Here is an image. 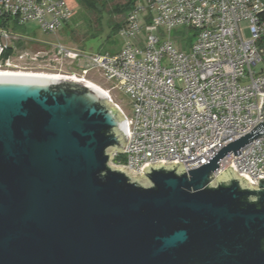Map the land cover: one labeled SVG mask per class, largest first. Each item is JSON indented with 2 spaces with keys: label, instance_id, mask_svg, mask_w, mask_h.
I'll return each mask as SVG.
<instances>
[{
  "label": "water",
  "instance_id": "water-1",
  "mask_svg": "<svg viewBox=\"0 0 264 264\" xmlns=\"http://www.w3.org/2000/svg\"><path fill=\"white\" fill-rule=\"evenodd\" d=\"M108 101L77 80L0 74V264H264V179L213 177L264 121L198 168L132 174L111 164L127 123Z\"/></svg>",
  "mask_w": 264,
  "mask_h": 264
},
{
  "label": "built area",
  "instance_id": "built-area-1",
  "mask_svg": "<svg viewBox=\"0 0 264 264\" xmlns=\"http://www.w3.org/2000/svg\"><path fill=\"white\" fill-rule=\"evenodd\" d=\"M72 17L70 0H0V71L34 72L38 66L81 79L100 71L115 83L105 89L110 101L111 92H123L132 108L128 116L114 103L127 123L124 149L113 153L125 163L116 166L143 174L149 165L181 162L189 171L264 121V0L139 1L114 53L60 41L33 51L27 42L35 39L12 29L14 23L35 22L51 34ZM240 152L224 156L213 177L233 166L258 186L264 179V136Z\"/></svg>",
  "mask_w": 264,
  "mask_h": 264
},
{
  "label": "rangeland",
  "instance_id": "rangeland-1",
  "mask_svg": "<svg viewBox=\"0 0 264 264\" xmlns=\"http://www.w3.org/2000/svg\"><path fill=\"white\" fill-rule=\"evenodd\" d=\"M141 2H146L147 0H140ZM70 5L73 9V17L72 19L62 28H60L56 33L51 34H45L43 33L39 28L38 24L35 22H29L25 26V33L29 34L32 38L35 40L32 42H27V46L35 51V50H41L46 47L45 43L54 44L57 41H60L64 44H66L69 47H81L83 49H86L91 52H99V48L102 47L104 44H107V36H108V28L106 26V23H103V30L102 33L97 36H92V33H96L99 30L96 29V26L93 24H90L87 22L85 26L80 27H74L73 21L79 16L80 8L79 3L77 0H70ZM147 11H144L142 13H139V16L141 19L145 16ZM79 18V17H78ZM109 18L107 17V14L104 16V22H106ZM246 22H243L242 25H245ZM99 29V28H98ZM82 30H86V32L90 35H87L85 37ZM246 36H249V33H245ZM112 39H110L111 42ZM115 42L112 43V48L115 47L116 49H121L122 47V39L120 37L114 38ZM48 46V45H47ZM109 49H111V46H108ZM111 52V51H110ZM68 70V64L66 63L65 66L62 69V72H66ZM32 71L39 72V73H56V69H49V68H41V67H35L32 68ZM59 74V73H57ZM62 74V73H60ZM88 79L93 81L94 83H97L100 87L103 89H108V87L112 86L115 83L108 82L105 77L101 74L100 71H92ZM112 95L113 103L110 101L113 105L114 103H119L122 108L124 109L125 113L128 116H131V102L129 100V96L123 92L114 91L110 93ZM117 95V97H116ZM109 102V101H108ZM113 152V151H111ZM112 165L116 166L114 161L111 162Z\"/></svg>",
  "mask_w": 264,
  "mask_h": 264
},
{
  "label": "trees",
  "instance_id": "trees-1",
  "mask_svg": "<svg viewBox=\"0 0 264 264\" xmlns=\"http://www.w3.org/2000/svg\"><path fill=\"white\" fill-rule=\"evenodd\" d=\"M79 3L80 13L79 18L77 17L75 21H73L74 27L85 26L87 22L96 26V29L99 30L96 33H92V36H97L102 33L103 23H106L108 28V36H107V44H104L99 48V52H116L119 49L115 47L112 48V43L114 44V38L120 37L119 32L120 29L126 24L128 14L134 10L136 5L140 0H77ZM107 14L109 18L106 22H104V16ZM7 25V22H5ZM99 28V29H98ZM12 29L15 32L25 33V26L18 25L14 23ZM84 36L89 35L86 30H82ZM90 36V35H89ZM110 39L111 42H110ZM24 41H20L18 45L23 46ZM108 46H111L109 49ZM81 48V47H74ZM83 49V48H82ZM12 49L9 50V52ZM8 52V53H9ZM115 164H123L125 163L124 156L122 154L114 157L113 159Z\"/></svg>",
  "mask_w": 264,
  "mask_h": 264
},
{
  "label": "bare ground",
  "instance_id": "bare-ground-1",
  "mask_svg": "<svg viewBox=\"0 0 264 264\" xmlns=\"http://www.w3.org/2000/svg\"><path fill=\"white\" fill-rule=\"evenodd\" d=\"M0 74H6V75H10V74H16V75H21V76H37V77H47V78H70L72 80H81L80 82H83L84 84H87L93 88H95L96 90H98L99 92H101L102 94H106L108 97V93L105 91V89H103L102 87H100L99 85H97V83H94L93 81L89 80V79H81L78 77H64L67 75H63V74H57V73H39V72H27V71H17V72H13V71H0ZM109 102L110 99L108 98ZM115 106V105H114Z\"/></svg>",
  "mask_w": 264,
  "mask_h": 264
}]
</instances>
